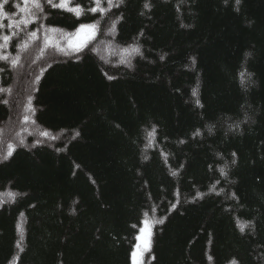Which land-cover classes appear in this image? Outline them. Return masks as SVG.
<instances>
[{
  "label": "trees",
  "instance_id": "16d2710c",
  "mask_svg": "<svg viewBox=\"0 0 264 264\" xmlns=\"http://www.w3.org/2000/svg\"><path fill=\"white\" fill-rule=\"evenodd\" d=\"M60 2L0 0V264H264V0Z\"/></svg>",
  "mask_w": 264,
  "mask_h": 264
},
{
  "label": "rangeland",
  "instance_id": "374dc122",
  "mask_svg": "<svg viewBox=\"0 0 264 264\" xmlns=\"http://www.w3.org/2000/svg\"><path fill=\"white\" fill-rule=\"evenodd\" d=\"M77 32H78V30H77ZM77 32H75L74 35L71 37V40L69 41L70 45L73 42L85 41V40H86V45H87L92 40L90 33L84 32V33H81L78 36ZM17 75H15V82L17 84L16 86H18L20 84V79H19V77ZM16 124H17V120H14V119L10 120L7 123V126L5 125V128H3L2 130L0 129V138H3V137L4 138H8L10 136L8 140L16 141V139L12 138L13 134L15 135V129H17V125ZM7 130L9 132H7ZM6 133H7V135H9L8 137L6 136ZM144 227H145V225H143L139 229L138 234H136L137 236H136L135 244H134V247H133L132 260H131L133 262V264H141L142 263L147 251L150 249V246L152 244V235H151L152 234V229L149 226L148 232H143ZM133 253L136 254L135 255V259L133 258Z\"/></svg>",
  "mask_w": 264,
  "mask_h": 264
},
{
  "label": "snow or ice",
  "instance_id": "6c2138e0",
  "mask_svg": "<svg viewBox=\"0 0 264 264\" xmlns=\"http://www.w3.org/2000/svg\"><path fill=\"white\" fill-rule=\"evenodd\" d=\"M48 2L51 4L52 3V0H48ZM94 2L99 6L100 4V0H94ZM237 4L239 3V0H236ZM25 3H27V0H25ZM69 3H70V0H61L60 4L59 5H53V6H57V7H60V8H65V7H68L69 6ZM109 3H111V0H109ZM149 5L145 4V7H148ZM68 10L69 11H76L77 13H79L80 11H82L80 9V6L79 5H76L75 8H72V7H68ZM89 11L91 12H97L100 10L99 7H91L88 9ZM95 30H96V26L95 25H85V24H81L79 29H78V32H77V35L79 36L81 33H84V32H88L91 34V38H94V34H95ZM33 36H35V33H32ZM11 39L10 36H3V40L5 42L9 41ZM86 46V40L85 41H78V42H73L70 47H73L74 50L76 51H80L83 49V47ZM136 51H138V49H135ZM6 59V57H4ZM163 58V57H161ZM15 63V62H14ZM250 76V74H248ZM240 77H241V83L243 84L244 83V77H245V72L244 71H241L240 73ZM111 78V77H109ZM195 94V93H194ZM231 127V126H230ZM212 129L211 127L209 128V132H211ZM155 134V126H153V130L152 132H149L148 135L149 137H152L154 136ZM199 130H197V132L195 133V135H199ZM45 135H47V133H45ZM149 147H151V144H149ZM10 154V153H9ZM235 155V154H233ZM220 173L221 175H224L226 176L227 173L225 172L224 168H221L220 170ZM176 173L173 172V175H175ZM218 182V181H217ZM214 190V186H213V189ZM144 229H143V232H148L149 230V225H148V222L147 221H144ZM244 225H241V231L244 230ZM135 253H133V258L135 259ZM233 264H235V262H233Z\"/></svg>",
  "mask_w": 264,
  "mask_h": 264
}]
</instances>
